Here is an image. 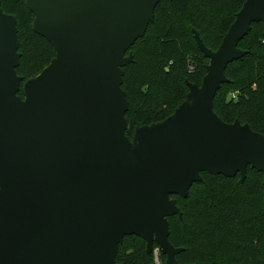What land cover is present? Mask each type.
Returning <instances> with one entry per match:
<instances>
[{
	"label": "water",
	"instance_id": "95a60500",
	"mask_svg": "<svg viewBox=\"0 0 264 264\" xmlns=\"http://www.w3.org/2000/svg\"><path fill=\"white\" fill-rule=\"evenodd\" d=\"M159 1L26 0L56 54L23 83L16 17L0 1V264H118L127 235L179 264L171 195L186 198L201 172L264 174V134L213 108L225 69L246 53L239 40L264 22V0L244 1L216 50L194 32L208 59L201 85L187 81V101L126 135L122 67Z\"/></svg>",
	"mask_w": 264,
	"mask_h": 264
},
{
	"label": "trees",
	"instance_id": "16d2710c",
	"mask_svg": "<svg viewBox=\"0 0 264 264\" xmlns=\"http://www.w3.org/2000/svg\"><path fill=\"white\" fill-rule=\"evenodd\" d=\"M16 17L20 53L16 73L22 83L36 76L55 57L54 46L32 27L26 0H0ZM245 0H160L145 33L127 51L132 61L122 67V89L129 139L135 129L163 121L187 101V81L201 85L208 59L197 46L194 31L216 50ZM246 53L228 64L227 81L217 90L214 111L227 123L239 120L264 134V22H254L238 42ZM18 95L23 97V89ZM188 196L176 199L180 215L167 217L169 241L183 248L179 264H264V174L251 167L246 178L201 172ZM124 236L118 264H167L156 243Z\"/></svg>",
	"mask_w": 264,
	"mask_h": 264
},
{
	"label": "rangeland",
	"instance_id": "374dc122",
	"mask_svg": "<svg viewBox=\"0 0 264 264\" xmlns=\"http://www.w3.org/2000/svg\"><path fill=\"white\" fill-rule=\"evenodd\" d=\"M194 32H195V30H193ZM262 200H264L263 198H262Z\"/></svg>",
	"mask_w": 264,
	"mask_h": 264
}]
</instances>
